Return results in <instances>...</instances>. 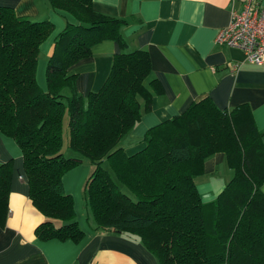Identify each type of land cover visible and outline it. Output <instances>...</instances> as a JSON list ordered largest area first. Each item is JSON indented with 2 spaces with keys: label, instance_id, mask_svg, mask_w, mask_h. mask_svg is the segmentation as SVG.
Instances as JSON below:
<instances>
[{
  "label": "trees",
  "instance_id": "trees-1",
  "mask_svg": "<svg viewBox=\"0 0 264 264\" xmlns=\"http://www.w3.org/2000/svg\"><path fill=\"white\" fill-rule=\"evenodd\" d=\"M76 20L54 40L46 87L37 80L41 45L54 23L18 16L0 6V133L22 151L30 199L44 215L38 238L79 240L74 200L64 175L84 161L94 166L85 185L96 229L133 234L159 264H264V132L248 105L219 108L211 97L151 127L145 146L127 154L121 141L152 107V62L145 49L126 51V19L97 12L93 0H50ZM121 47L97 91L84 96L68 68L92 55L94 45ZM68 115V152L64 118ZM226 156L233 176L204 202L196 177L207 159ZM14 160L0 163V225L9 213Z\"/></svg>",
  "mask_w": 264,
  "mask_h": 264
},
{
  "label": "crops",
  "instance_id": "crops-1",
  "mask_svg": "<svg viewBox=\"0 0 264 264\" xmlns=\"http://www.w3.org/2000/svg\"><path fill=\"white\" fill-rule=\"evenodd\" d=\"M244 2L93 0L95 11L127 20L121 28L125 50H147L152 62L150 78L163 87L161 94L152 91L151 109L142 110L140 121L122 139L127 154L145 146L143 139L151 127L182 114L192 103L208 96L221 109L248 105L257 129L264 132V64L250 63L243 51L215 41L218 31L229 25L232 10H242ZM0 6L13 8L18 16L54 23L51 36L41 45L37 66L38 83L45 88L54 40L67 21L76 18L53 8L50 0H0ZM120 50L118 42L104 40L93 46L91 56L68 68L69 73L77 74L79 93L86 96L102 87ZM9 159L14 160V170L9 213L5 225H0V264H159L138 236L96 229L89 220L84 193L94 166L88 161L63 177L83 237L38 238L35 231L45 217L30 199L22 151L14 139L0 133V163ZM232 176L223 152L207 159L203 173L195 179L203 201L216 199Z\"/></svg>",
  "mask_w": 264,
  "mask_h": 264
},
{
  "label": "built area",
  "instance_id": "built-area-1",
  "mask_svg": "<svg viewBox=\"0 0 264 264\" xmlns=\"http://www.w3.org/2000/svg\"><path fill=\"white\" fill-rule=\"evenodd\" d=\"M219 45L237 48L247 60L264 64V4L261 0H245L242 10H232L228 26L218 31Z\"/></svg>",
  "mask_w": 264,
  "mask_h": 264
},
{
  "label": "rangeland",
  "instance_id": "rangeland-1",
  "mask_svg": "<svg viewBox=\"0 0 264 264\" xmlns=\"http://www.w3.org/2000/svg\"><path fill=\"white\" fill-rule=\"evenodd\" d=\"M64 125H65V128H64V151H65V154L66 155H69V152L67 151L68 150V138L69 137V128H68V115L66 114L65 115V118H64ZM84 196H85V193H84Z\"/></svg>",
  "mask_w": 264,
  "mask_h": 264
}]
</instances>
